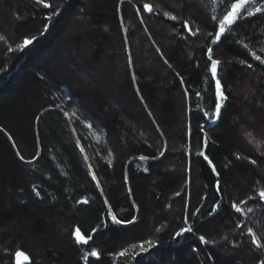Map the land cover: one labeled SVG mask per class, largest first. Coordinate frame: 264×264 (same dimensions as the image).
<instances>
[{"label": "trees", "instance_id": "1", "mask_svg": "<svg viewBox=\"0 0 264 264\" xmlns=\"http://www.w3.org/2000/svg\"><path fill=\"white\" fill-rule=\"evenodd\" d=\"M44 2L0 0V264L18 251L29 264L264 260L246 235L264 232V206L248 199L264 187V65L250 54L264 57V16L212 46L228 97L214 118L207 33L229 0Z\"/></svg>", "mask_w": 264, "mask_h": 264}, {"label": "snow or ice", "instance_id": "2", "mask_svg": "<svg viewBox=\"0 0 264 264\" xmlns=\"http://www.w3.org/2000/svg\"><path fill=\"white\" fill-rule=\"evenodd\" d=\"M36 4H42L44 8H50L51 5L48 3H45L44 0H34ZM213 3H217L218 0H212ZM220 3H223L224 0H219ZM249 8L252 10L249 11ZM143 9L145 12L152 13L154 11L153 6L149 3H145L143 6ZM226 11L223 14L222 18L217 17V16H212L211 20L215 22V31H209L207 33V36L211 38L210 44L207 48V60L210 61V67L209 70L211 72V80L215 82V111L213 112L212 116L214 118H219L221 114V109L224 106V101L228 99V97L225 94L223 84L221 82V79L219 78L218 74V67L221 64V61L219 59L214 58L213 53H214V48L212 47L213 45H218V43L221 41V39L233 29V25H235L239 20L245 19L246 17H251L256 14H260L264 16V0H229V3L226 5ZM57 13H53V15H56ZM164 16L171 21H178L179 17L176 15H172L168 12L164 13ZM45 19H52V16H46ZM183 27L188 30L190 35H197L199 32V29L197 28L196 31H192V29L189 26L188 21L183 22ZM45 31H47V26H45ZM2 39V37H0ZM34 38L29 39L25 38L23 40V43L18 45L19 50L23 51L28 45H31L33 43ZM239 43V41H237ZM245 48L248 47L247 44L244 45ZM264 50V49H262ZM159 51V49H158ZM252 57L256 60L259 61L261 65H264V57H261L258 55L256 52H250ZM240 63L242 65H246L249 69L253 68V64L248 63L246 60H241ZM197 97L200 96V93H196ZM207 115V114H206ZM213 122L215 120L213 119ZM91 127V125H89ZM249 137V143H254L255 147L259 148L260 147V141H255L254 138H252L251 133L246 134ZM11 139V137H10ZM207 141L205 140V143ZM15 147V145H13ZM77 147H80L79 141L77 142ZM84 149L81 148V152H83ZM17 155L20 157L22 161H24V157L20 155L19 152H17ZM163 155V153H161ZM198 156H202L205 160H208V157L205 155L204 151H199L197 153ZM147 157H141V159H146ZM240 157L237 156V159ZM87 159V157H85ZM25 163H32V161H24ZM251 163L255 164L256 162L254 160L250 161ZM209 164H211V161H209ZM91 172V168L89 169ZM213 172H216L215 167H213ZM92 179L96 180L95 174L92 175ZM97 187H99V183H97ZM217 191H220L219 184L217 185ZM256 197L259 198V202H261L262 206H264V187L260 188L259 190L255 191V196H249V200H254ZM82 203H87V200L81 201ZM107 203V201H106ZM240 203H247L246 201H241ZM219 208V204L215 205L212 209V212H216L217 209ZM231 208L236 212L240 213L242 215H246L247 213H251L253 211L252 208L247 209V213H245L240 205L236 202H233L231 204ZM200 210L197 209L195 212L192 213L193 216H195ZM112 220L116 224H120L121 220L117 219L116 216H112ZM185 225H189V219L185 217L184 220ZM237 228L243 227L242 224L237 223L236 224ZM193 232V228L191 226H186L182 227L179 231L175 233L176 237H184L185 233H191ZM245 233H241V235H244ZM75 240L78 244H87L88 240L91 239V237H88V239H85L83 235H81V232L79 229L75 231ZM246 235L251 238L250 242L251 245L255 246V249L259 250L264 248V232H261L260 235L258 236L257 233L254 231L252 227H248L246 230ZM200 242L203 244H208L210 241L206 240L203 235L199 237ZM151 243V242H149ZM235 246V245H234ZM142 250L143 246H141ZM18 258L20 256H23L24 254L22 252H17L15 254ZM88 255L91 257H97L99 258V254L93 250L91 251ZM88 255L84 257L85 260L88 259ZM120 255H124V253H120ZM27 259V257H24ZM259 264H264V260H260Z\"/></svg>", "mask_w": 264, "mask_h": 264}, {"label": "water", "instance_id": "3", "mask_svg": "<svg viewBox=\"0 0 264 264\" xmlns=\"http://www.w3.org/2000/svg\"><path fill=\"white\" fill-rule=\"evenodd\" d=\"M146 13L149 14L148 12ZM24 257H27V259H25ZM29 263H30V260L28 256L25 254L23 256H20L19 258L16 255L14 256V264H29Z\"/></svg>", "mask_w": 264, "mask_h": 264}, {"label": "rangeland", "instance_id": "4", "mask_svg": "<svg viewBox=\"0 0 264 264\" xmlns=\"http://www.w3.org/2000/svg\"><path fill=\"white\" fill-rule=\"evenodd\" d=\"M198 2V1H197ZM199 4V3H198Z\"/></svg>", "mask_w": 264, "mask_h": 264}]
</instances>
